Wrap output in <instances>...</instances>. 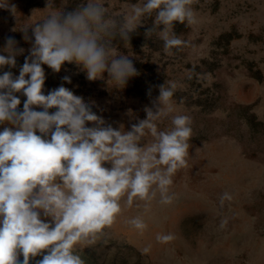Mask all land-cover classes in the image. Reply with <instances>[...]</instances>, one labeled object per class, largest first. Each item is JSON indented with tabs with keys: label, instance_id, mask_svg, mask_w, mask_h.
Segmentation results:
<instances>
[{
	"label": "rangeland",
	"instance_id": "obj_1",
	"mask_svg": "<svg viewBox=\"0 0 264 264\" xmlns=\"http://www.w3.org/2000/svg\"><path fill=\"white\" fill-rule=\"evenodd\" d=\"M8 2L16 12L0 8V55L7 56L4 48L10 37L24 52L16 56L15 67H0V75L10 71L15 78L34 43L32 26L27 29L28 41L22 29L52 9H46L48 0ZM50 2L60 8L63 0ZM104 2L109 14L118 16L139 0ZM81 3L86 0H67L63 10L72 11ZM191 7L197 23L175 22V33L188 43L172 49L171 55L157 34L146 36L155 12L130 34L127 47L119 38L113 40V47L128 56L138 72L123 88L108 82L107 72L102 79H87L74 62H65L59 72L42 65L43 94L63 85L117 130L123 125L130 131L132 124L146 119L144 109L155 110L153 102L165 82L176 84L175 111L159 121L158 128L170 129L172 115H189L192 120L187 165L177 170L171 187L177 198L167 206L154 200L147 213L143 202L140 207L136 202L125 206L94 244L76 245L86 264H264V0H193ZM14 94L21 101L18 111H23L27 99L23 90ZM55 111L49 109L50 114ZM5 127L13 126L0 123V131ZM225 192L231 200L221 206ZM137 215H143L148 225L142 234L127 223ZM223 220L227 223L222 228ZM158 233H171L175 239L159 243ZM149 245L150 251L144 253ZM42 258H31L29 264ZM18 259L22 264L23 255Z\"/></svg>",
	"mask_w": 264,
	"mask_h": 264
},
{
	"label": "clouds",
	"instance_id": "obj_2",
	"mask_svg": "<svg viewBox=\"0 0 264 264\" xmlns=\"http://www.w3.org/2000/svg\"><path fill=\"white\" fill-rule=\"evenodd\" d=\"M192 3L139 0L114 16L104 0H86L67 12L63 10L67 0L60 8L48 0L46 9L52 10L22 29L28 41L27 29L32 26L30 56L18 77L10 71L0 75V123L13 126L0 131V264H21V254L22 264L38 255L43 258L37 264H86L76 245L94 244L125 206L136 202L140 207L143 202L147 213L154 200L167 206L177 198L171 187L177 170L187 165L192 120L189 115H172L170 129L158 128V122L175 111V83L159 86L155 110L144 109L146 119L132 124L130 131L123 125L117 130L63 85L43 94L42 65L59 72L65 62H74L82 66L87 79H102L107 72L108 82L123 88L138 72L132 60L113 47V40L119 38L127 47L130 34L155 12L146 36L157 34L165 53L171 55L172 49L188 43L175 33V22L197 23ZM0 8L16 12L8 0H0ZM4 51L7 56L0 55V67H15L16 56L24 49L17 50L10 37ZM64 80L71 82L69 77ZM21 90L27 99L23 111H18L21 101L14 93ZM53 108L56 111L50 114ZM88 122L93 126L88 127ZM145 136L151 140L145 141ZM226 200H231L227 192L220 197L221 206ZM127 223L141 234L148 226L143 215ZM226 223L223 220L220 226ZM174 239L171 233L156 236L162 244Z\"/></svg>",
	"mask_w": 264,
	"mask_h": 264
}]
</instances>
